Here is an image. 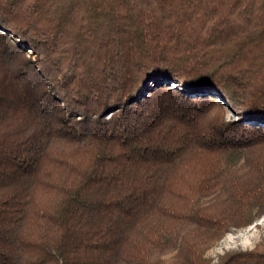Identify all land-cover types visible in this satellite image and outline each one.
<instances>
[{
  "label": "trees",
  "instance_id": "16d2710c",
  "mask_svg": "<svg viewBox=\"0 0 264 264\" xmlns=\"http://www.w3.org/2000/svg\"><path fill=\"white\" fill-rule=\"evenodd\" d=\"M263 216L264 0H0V264H213Z\"/></svg>",
  "mask_w": 264,
  "mask_h": 264
},
{
  "label": "rangeland",
  "instance_id": "374dc122",
  "mask_svg": "<svg viewBox=\"0 0 264 264\" xmlns=\"http://www.w3.org/2000/svg\"><path fill=\"white\" fill-rule=\"evenodd\" d=\"M28 49L26 56L29 61L35 62L42 58L39 54H33L30 50L31 48ZM45 71L46 75H49V72L47 70ZM221 104L227 111L226 120L228 122L237 120L238 116L226 104L222 102ZM256 249L264 252V216L249 227L231 231V233L227 234L220 243L207 253V257L212 260L213 264H217L220 257L226 256L229 253Z\"/></svg>",
  "mask_w": 264,
  "mask_h": 264
}]
</instances>
